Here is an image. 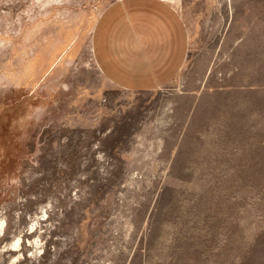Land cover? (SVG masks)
I'll return each instance as SVG.
<instances>
[{"label":"rangeland","instance_id":"rangeland-1","mask_svg":"<svg viewBox=\"0 0 264 264\" xmlns=\"http://www.w3.org/2000/svg\"><path fill=\"white\" fill-rule=\"evenodd\" d=\"M112 1L0 0V264H264V0H169L143 91L95 63Z\"/></svg>","mask_w":264,"mask_h":264},{"label":"crops","instance_id":"crops-1","mask_svg":"<svg viewBox=\"0 0 264 264\" xmlns=\"http://www.w3.org/2000/svg\"><path fill=\"white\" fill-rule=\"evenodd\" d=\"M189 43L184 17L169 0H114L98 16L92 33L101 73L133 91L170 81L182 69Z\"/></svg>","mask_w":264,"mask_h":264}]
</instances>
